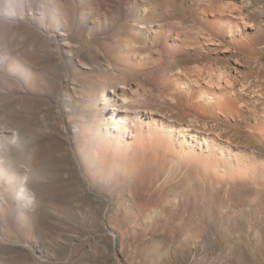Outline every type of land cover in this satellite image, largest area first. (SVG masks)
<instances>
[{
  "label": "rangeland",
  "instance_id": "rangeland-1",
  "mask_svg": "<svg viewBox=\"0 0 264 264\" xmlns=\"http://www.w3.org/2000/svg\"><path fill=\"white\" fill-rule=\"evenodd\" d=\"M46 1L37 0L41 7L35 3L31 13L12 4L13 16H0V264H264V143L248 136L243 118L217 126L242 134L232 148L252 156L249 165L263 184H233L226 200L212 197V211L196 214V225L186 222L190 209L185 221L159 209L139 212L126 194L119 208L99 185L115 184L122 169H111L108 180L97 176L96 185L82 174L85 165L92 172L94 161L107 160L100 142L108 134L98 124L108 128L104 118L111 111L128 106L173 119L180 108L170 100L171 84L184 81L185 66L231 74L252 123L255 112L264 111V0H224L240 4L253 23L242 34L249 43L230 44L219 35V43L197 49V56L174 59L162 53L163 30L173 21L197 25V0H80L84 17L68 12L61 28ZM155 2L145 24L163 30L137 32L135 19L143 20L144 7ZM165 5L171 15L165 16ZM172 75L178 76L169 83ZM179 169L165 168L159 183ZM22 175L27 191L20 190Z\"/></svg>",
  "mask_w": 264,
  "mask_h": 264
},
{
  "label": "bare ground",
  "instance_id": "bare-ground-1",
  "mask_svg": "<svg viewBox=\"0 0 264 264\" xmlns=\"http://www.w3.org/2000/svg\"><path fill=\"white\" fill-rule=\"evenodd\" d=\"M166 1L168 4H172L173 0ZM36 2L37 0H5L4 2L0 0V16L4 19L11 18L14 14L13 5L18 6L21 10L26 5L28 12L31 13ZM151 2L153 1L151 0ZM194 2L192 1L194 3L192 11L196 12L197 25L172 20L171 27L165 30L160 27L161 25L157 26V29L148 27L145 20L157 9L159 3L156 7L157 2H155L152 6L144 7L143 20L142 18L135 19V22L139 24L137 32H143L147 28L152 30V33L153 29L157 31L159 29V32L163 30L165 41L162 46V53L172 59L179 54L197 56V49L204 48L205 45L219 43L220 40L217 39L219 35L220 37H227L230 44L248 42V38L242 34L248 27H252L253 23L248 20L240 4H232L224 0H197ZM45 3L47 7L50 6L48 8L57 13L55 21L57 20L58 28L65 26L70 15L79 20L85 14L77 9L80 0L78 5L77 2H70V0H47ZM36 4L41 7V4ZM127 7L129 10L134 9L132 4H128ZM172 11L169 5H165V16L171 15ZM41 15L42 17L38 19L37 23L43 28L46 25L42 20L45 12H41ZM162 18L165 19V17ZM168 33L173 35L170 41H168ZM188 49H192V51H187ZM192 69H188L186 66L181 68L184 81L179 85L171 84L172 87L170 86V100H172L173 105L180 108L179 111L174 110L172 112L170 117L173 119L166 120L163 117L154 116L148 111L125 106L120 113L111 111L109 116L104 118L108 128L98 124L99 131H104L102 134H108L103 141H101L102 135L100 138L101 156L107 160L106 162L94 161L97 165L94 164L96 168L92 172L90 167L85 165V169L81 168L82 174L96 185L98 177H102V180H108L105 176L109 175L110 171L122 169L121 177L113 178L115 184L110 185L102 181L99 185L100 190L106 195L116 197L115 203L119 208L123 207L124 195L126 194L128 196L127 201L135 204L139 212L159 209L158 212L175 213L179 221H185L182 214L185 210L190 209L191 214H189L186 222L195 224L196 214L199 215V211H212L213 201L216 197L225 199L233 184H235L234 187L238 186L240 189L244 187L242 189H245L244 184L240 185L241 181L258 180L260 183L258 169L256 170L254 169L255 166L249 165L252 156L249 155V159L235 152L232 148V143L238 140L239 135L242 134L224 132L221 130L222 128L217 126V123L224 121L229 125L230 120L236 121L239 117L243 118L247 122V127L244 128L247 129L245 132L248 136L255 141L264 143V111L255 112L251 123L250 115L245 113L234 93L236 87H234V78L231 77V74H223L222 72L212 74L204 67ZM176 76H169V83L174 82ZM178 94L180 103L177 102L176 95ZM199 117H201V123H198ZM211 122L213 124H210ZM97 143L99 142L97 141ZM93 157L97 159L96 156ZM102 165L104 166L102 167ZM167 167L180 168L179 175L167 182L159 183L161 172ZM109 168L110 170H108ZM251 172L256 173L251 175ZM120 178L121 181H119ZM262 179L263 177L260 180ZM26 181V177L23 176L21 191L28 190ZM125 186L129 189H127L128 193L124 192L127 188ZM119 188L120 190L117 191ZM212 197L215 199L212 200ZM30 200L32 199L29 198Z\"/></svg>",
  "mask_w": 264,
  "mask_h": 264
}]
</instances>
